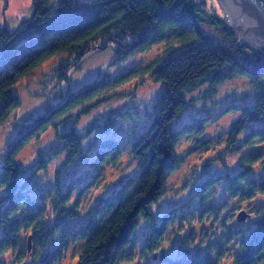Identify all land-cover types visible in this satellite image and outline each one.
I'll return each instance as SVG.
<instances>
[{"label":"trees","instance_id":"16d2710c","mask_svg":"<svg viewBox=\"0 0 264 264\" xmlns=\"http://www.w3.org/2000/svg\"><path fill=\"white\" fill-rule=\"evenodd\" d=\"M49 1L33 0L31 18L14 31L7 26L0 28V125L20 105V99L10 94L12 86L45 60L66 51L77 55L73 63L57 67L60 81H69V69L79 68L83 57L93 49L103 50L114 43V64H120L165 43L162 53L145 68L163 83V90L153 103V118L147 128L137 135L134 126L127 127L135 137L132 155L141 170L125 181L119 178L115 188L89 209L87 220L78 227H71L70 221L80 217L82 198L103 179L108 165L119 164L122 152L121 140L103 139L109 136L103 130L89 146H84V140L97 134L101 123L112 124L123 109H109L90 121L85 126H90L86 137L85 129L78 130L79 121L106 101L133 71L115 81L99 76L78 91L63 95L34 120L18 126L14 139L0 151V264H7L5 257L10 253L16 264H58L71 245H76L79 264H222L229 251L233 252L232 264H264V204L254 216L238 209L245 217H252L253 225L244 232L228 226L230 217L222 216L226 204L214 201L216 188L224 181L230 198H237L241 204L258 194L264 196V172L254 177L255 168L264 162V60L248 44L238 41L227 19L207 11L206 0H183L167 13L164 10H170L179 0H60L54 7ZM206 27L219 29L221 38L210 35ZM235 77L249 82L254 98L252 104L236 106L232 102L225 108L240 113L224 138L229 151L245 149L237 159L239 170L225 176L211 174L196 182L191 200L168 210L157 221L153 206L166 194L168 180L183 160L176 150L178 144L187 138L194 145L193 151L205 154L209 146L223 141L202 139L211 113L207 117L193 116L178 129L173 128L174 122L193 103L190 93L203 88L205 97L216 98L219 88ZM74 117L77 119L70 127ZM122 117L126 126L131 113L126 111ZM51 125L54 142L47 149L38 148L31 174L19 182V154ZM62 153L64 160L52 173L51 189L57 196L50 220L48 206L32 196L28 182L40 172L47 173L49 163ZM75 161L87 168L64 182L67 167ZM191 203H197L195 208L190 209ZM238 214L237 220L244 221ZM142 219L150 222V228L136 248ZM207 222L211 229H207ZM176 227L185 231L181 239L184 252L179 257L161 252L155 260L169 229Z\"/></svg>","mask_w":264,"mask_h":264},{"label":"rangeland","instance_id":"374dc122","mask_svg":"<svg viewBox=\"0 0 264 264\" xmlns=\"http://www.w3.org/2000/svg\"><path fill=\"white\" fill-rule=\"evenodd\" d=\"M59 1L50 0L49 6H56ZM78 1L91 3L94 0ZM32 2L33 0H0V28L7 26L10 30L14 31L23 20H29L33 14ZM206 3L208 12L219 14V16L227 19L230 26L231 21L222 9L219 0H206ZM206 32L217 39L221 38L220 30L215 27H206ZM237 35L239 37L238 41H240V36L238 33ZM241 42L245 43L244 41ZM164 44L154 45L146 52L132 55L120 64H114L116 48L114 43L108 44L107 48L103 50L93 49L83 57L79 68L72 67L69 69V81H60L57 78L56 69L61 63H73L77 54L74 51L62 52L33 68L12 86L10 94L20 99V105L13 109L7 120L0 125V151L14 139L18 126L21 123L34 120L43 114L47 107L58 103L66 93L78 91L79 88L93 82L99 76H106L111 81H115V79H119L122 75H127V72L133 71V73L126 76L127 80L123 84L108 94L109 97L106 101H102V104L94 107L95 110L88 113L87 116L79 121L80 126L78 130L85 129L83 135L86 137L89 134L88 130L90 126L86 128L85 126L90 121L92 122L100 114L105 115L109 109H123V111L120 110L118 112L121 116H117L112 121V124L104 125V123H101L102 128L98 130V133L92 134L84 140V146H89L92 139L102 135L101 131L103 130L106 135H109L103 139L116 138L117 140H121L122 152L119 164L116 166L108 165L103 179L93 184L84 195L80 203V217L70 221L71 227H78L87 220L89 209L95 206L101 197L106 196L115 188L119 178L123 177L122 181H125L127 177L135 176L141 170L138 160L133 158L132 155L135 137L127 132V127L130 129L131 126H134L137 129L136 134L139 135L147 128L153 118V103L163 90V83L157 82L151 77V72L145 70V68L147 64L162 53ZM261 58L264 60L263 57ZM202 91L203 88H198L190 93L189 98L194 97V101L188 105L180 118L174 122L173 128L178 129L185 122L191 121L193 116L200 115L207 117L211 113L212 115L208 117L209 122L202 139H211L213 143H217L218 140L223 138L222 144L219 142L217 146H209L207 149L208 153L205 154H203L204 152L200 153L198 150L193 151L192 146L194 145L187 138L178 144L176 150L183 160L178 167L179 169L170 176L168 180L169 189H167L166 194L153 206L157 221H160L162 215L168 210L181 206L183 203L191 200L194 194V190L192 191V189L196 182L205 177L208 178L211 174L214 176H225L227 172L234 173L240 168L237 164V159L245 149H242L241 152H237L236 150L229 151L224 142V138L227 137V132L230 130L232 122L238 118L240 113L235 111L227 112L225 108L231 105L232 102H236V106L252 104L254 101L252 88L245 78L235 77L228 79L219 88L216 98L205 97ZM215 102L216 104H214ZM204 106L205 108H203ZM206 109L211 111L206 112ZM126 111L131 113V117L127 119V125L123 126L126 118L122 117V115ZM115 116L112 115L111 117ZM76 119L77 117H74V121L70 124V127H72ZM53 128L54 125H51L41 134L40 138L32 139L19 154L18 161L21 170L18 177L19 182L24 180L29 173L31 174V163L35 158L38 148L45 147L47 149L54 142L55 130ZM92 156L95 157V153ZM64 157L65 153H62L49 163L47 173L40 172L37 177L33 176L28 182V188L32 196L48 206L50 220L54 218L52 208L55 206L57 196L55 191L51 189L53 186L52 173L63 162ZM76 164L79 165L78 168H75ZM86 168V164H80L79 161H75L74 165L72 164L67 167L64 182H68L71 178L79 176ZM254 172V177L257 173L264 172V162L259 164ZM225 185L226 182L224 181L217 186V193L214 196L215 204L222 202L226 204L227 209L222 216L230 217V221L228 222L230 228H242L244 232H247L253 225L252 217H245L244 221H238V209L241 208L240 210H245L247 213L251 212L254 216V212L264 204V196L258 194L252 201H244L241 204L237 198H230ZM42 195H44L43 198ZM196 204L191 203L190 209L195 208ZM246 218L247 220L245 221ZM141 221L142 224L138 230V245H136V248L141 245L144 233L150 228V222L143 219ZM209 223L207 222L206 224L207 229H211V224ZM200 227L198 225L197 230ZM183 234H185V231H180L177 227L176 229L170 228L165 240L158 247L154 259L156 260L161 252L174 257L181 256V253L184 252V245L181 242ZM75 246H70L64 258L58 264H79V257ZM193 251L191 250V252ZM226 255L222 264H232L233 252L229 251ZM154 259L152 258L153 261H155ZM5 262L7 264H16L14 263L12 253L5 257ZM121 264H137V262H122Z\"/></svg>","mask_w":264,"mask_h":264},{"label":"water","instance_id":"95a60500","mask_svg":"<svg viewBox=\"0 0 264 264\" xmlns=\"http://www.w3.org/2000/svg\"><path fill=\"white\" fill-rule=\"evenodd\" d=\"M226 11L233 18L230 27L240 36V42L247 43L259 56L264 58V0H220ZM183 2L179 0L170 12ZM245 218L243 212L239 220ZM25 264V263H20Z\"/></svg>","mask_w":264,"mask_h":264},{"label":"bare ground","instance_id":"6f19581e","mask_svg":"<svg viewBox=\"0 0 264 264\" xmlns=\"http://www.w3.org/2000/svg\"><path fill=\"white\" fill-rule=\"evenodd\" d=\"M220 4H221V7L222 9L224 10L225 14L229 17V20L232 22L233 21V18L229 15V13L226 11V9L224 8V6L222 5L221 1L219 0Z\"/></svg>","mask_w":264,"mask_h":264}]
</instances>
